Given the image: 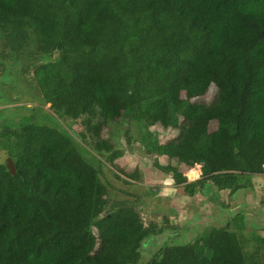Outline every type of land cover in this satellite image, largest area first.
<instances>
[{"label":"trees","instance_id":"16d2710c","mask_svg":"<svg viewBox=\"0 0 264 264\" xmlns=\"http://www.w3.org/2000/svg\"><path fill=\"white\" fill-rule=\"evenodd\" d=\"M0 30L10 52L34 39L40 54L59 56L34 70L43 100L80 121L76 138L128 179L140 172L117 163L120 124L141 125V146L168 160L155 165L191 197L210 181L232 195L241 177L264 175V0H0ZM153 127L179 134L161 143ZM4 136L16 173L0 164V264H140L174 230L150 231L135 205L115 201L58 129ZM196 166L200 182L188 183ZM253 239L249 252L252 238L212 227L147 264H264V235Z\"/></svg>","mask_w":264,"mask_h":264},{"label":"rangeland","instance_id":"374dc122","mask_svg":"<svg viewBox=\"0 0 264 264\" xmlns=\"http://www.w3.org/2000/svg\"><path fill=\"white\" fill-rule=\"evenodd\" d=\"M58 59V55L40 54L34 39L23 52H10L0 30V164H7L14 153L12 140L4 136L6 129L17 131L35 124L56 128L69 136L84 159L99 170L102 182L115 201L135 205L150 231L153 228L157 232L174 228L156 238L151 249L143 252L140 264H147L167 246L191 243L199 233L212 227H229L231 232L253 241L255 235H264V175L241 177L240 184L244 188L232 195L223 184L218 186L210 181L205 193L201 191L191 197L155 165H165L168 160L147 154L141 146L140 124L114 126L117 148L123 152L117 163L127 173L139 170V181L121 175L106 163L105 157L95 154L80 142L75 136L82 131L80 121L58 118L43 100L34 79L37 66ZM215 94L216 88L212 87L202 100L211 103ZM215 127V123L211 124V129ZM150 131L161 143L172 141L179 134L176 129L163 131L159 127ZM195 169L199 171V177L190 179L189 171L186 172L188 183L201 179V167L196 166ZM255 244V241L247 244V251L257 250ZM256 256L264 263V250Z\"/></svg>","mask_w":264,"mask_h":264},{"label":"water","instance_id":"95a60500","mask_svg":"<svg viewBox=\"0 0 264 264\" xmlns=\"http://www.w3.org/2000/svg\"><path fill=\"white\" fill-rule=\"evenodd\" d=\"M6 165V168H7V170L10 172V173H12V174H15L16 173V171H15V164H14V162H13V160H10L9 162H7V164H5ZM144 243V242H143ZM150 247V244H149V246H148V248Z\"/></svg>","mask_w":264,"mask_h":264}]
</instances>
